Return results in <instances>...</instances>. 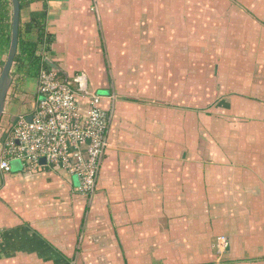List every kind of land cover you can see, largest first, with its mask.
<instances>
[{"label": "crops", "instance_id": "1", "mask_svg": "<svg viewBox=\"0 0 264 264\" xmlns=\"http://www.w3.org/2000/svg\"><path fill=\"white\" fill-rule=\"evenodd\" d=\"M170 2L175 7L173 0H33L20 8L24 31L31 12L45 9L46 57L67 75L86 74L102 97L109 130L89 195L78 192L73 175L47 166L28 171L8 159L9 170L0 169V264H263L264 245L256 241L264 224L255 221L264 222V167L251 164L248 150L222 146L242 137L247 121L238 105L205 100L186 107L182 79L186 72L197 76L201 67L193 62L201 60L195 50L164 53L176 40L167 27L187 22L184 3L176 9L182 22L169 19ZM158 13L163 20L152 18ZM36 37L33 28L23 33ZM142 44L147 48L137 56L130 47ZM118 64L130 75H116L124 67ZM18 78L12 76L0 118V157L6 131L38 96L37 77ZM170 91L178 102H168ZM251 102L245 109L254 104L264 115V105Z\"/></svg>", "mask_w": 264, "mask_h": 264}, {"label": "rangeland", "instance_id": "2", "mask_svg": "<svg viewBox=\"0 0 264 264\" xmlns=\"http://www.w3.org/2000/svg\"><path fill=\"white\" fill-rule=\"evenodd\" d=\"M193 2L192 0H173L172 4L175 7L169 5L171 4L170 2L168 3L167 11L164 10L166 15L169 16V19L174 20V22H178L179 20L182 22L184 15L182 12L178 13L177 10L181 9V7L178 6L184 3L185 7L183 10H185V15L189 18L194 16L195 22L197 26H199L198 34H200V37L197 38H191L186 35L187 29H185L186 27L185 24L183 25V22L176 23L175 26L169 28L167 27L166 30V32H168V34H166L167 36L176 35L174 37L176 40L168 42V44L173 42V47L176 46L177 48V46H179L180 50H182L176 55H182V52L184 54H189L191 52L189 49L194 47L193 51L195 50L196 53H199V59L201 60L200 63L193 62L195 66L199 64L201 67L199 68V73L198 70L195 71L197 76L186 72V75H184L185 77L182 79L186 91V107H196L198 109L200 108L199 103L204 102L206 97L212 99L210 104L216 101H225L226 104H229L228 107H232L233 105L235 108L236 105H238V108H241L238 111H242L243 118L247 121L246 126L239 128L242 137H235L237 138V142H222V146L224 147L226 145L229 149L231 147L234 149L235 146L238 145L241 149L248 150L250 157L253 156L254 158L251 164L263 168L264 137H259V135L264 132V126H262L264 124L263 111H261V109H255L254 104H251L252 107L250 110H246L245 108L252 103L251 101L253 99L255 103L259 101L260 104L262 103V105H264V0H196L197 8H194L195 5H193ZM170 6H172V8ZM192 10H196L197 13L192 14ZM152 18H154V20L157 18V21H160V19L163 20V15L162 13L159 15L158 13ZM222 20L225 21L224 24L221 23ZM217 29H219L220 33ZM161 32L163 34L166 33L164 31ZM141 33L145 35L144 31H141ZM159 33L158 31V34ZM194 33L197 34L196 32ZM157 37H160V35H157ZM168 38L172 39V37ZM194 41L195 43L193 44ZM139 48L141 52V48L146 50L147 46H143L142 44ZM172 49V47L169 49L170 54H168V56L174 53ZM111 53H117V47L111 50ZM120 61L126 65L128 64L126 61ZM124 64H118V66L124 67L121 69L116 68V75H119L121 72H123L124 75H130L129 68H126ZM141 70H143V66L133 69V71ZM187 74L188 77H186ZM131 76L139 81L140 79L148 78L143 79L146 84L151 82V77L149 76L143 78L138 77L142 76L139 74L137 76L134 74ZM135 82L136 80H132V83ZM139 87L136 86L134 91L135 89L138 90ZM209 87H211V89ZM204 89L206 91L210 90L211 93H202ZM199 94L201 95L197 97ZM194 96H196V98H194ZM171 100L175 103L178 102L177 93L175 91L173 92ZM256 104L260 105L258 103ZM234 110H237V107ZM229 113L230 112L226 113L228 117ZM250 113L252 114L251 116ZM230 118L231 117H229V119ZM217 121H221V119H217ZM229 128L230 130H234L233 135L235 133L240 134V132H238L239 130L237 131L235 127ZM254 156L257 158L255 159ZM258 156H260V163L258 161ZM248 160L250 162V159ZM251 201V199H248V202L251 203ZM239 208L241 209L242 207ZM254 208L255 207L248 206V210ZM233 211L238 212L239 210L235 207ZM255 222H257L260 227L264 224L259 218ZM263 228L264 225L260 229L263 230ZM259 241L264 245V236L259 238L256 242ZM223 254L225 255V251ZM262 256H264V254L258 255L260 258ZM256 257L257 255L252 258L249 257L247 260L253 261Z\"/></svg>", "mask_w": 264, "mask_h": 264}, {"label": "built area", "instance_id": "3", "mask_svg": "<svg viewBox=\"0 0 264 264\" xmlns=\"http://www.w3.org/2000/svg\"><path fill=\"white\" fill-rule=\"evenodd\" d=\"M36 92L31 112L18 116L6 131L0 169L9 170V158L21 161L28 171L58 169L75 176L78 192L89 195L107 147L109 119L101 95L89 88L85 73L65 79L53 68L39 72ZM217 247L224 250V237L218 238Z\"/></svg>", "mask_w": 264, "mask_h": 264}, {"label": "trees", "instance_id": "4", "mask_svg": "<svg viewBox=\"0 0 264 264\" xmlns=\"http://www.w3.org/2000/svg\"><path fill=\"white\" fill-rule=\"evenodd\" d=\"M29 1H33V0H19L20 8H22V6L28 3ZM45 16H46L45 9L40 10V11H32L30 14L29 22H27L25 26V31H24V28H21L20 25L18 26L17 49H16V54L14 56L13 65H12V68L13 67L14 68L10 72L11 76L16 75L20 79L25 78V77L26 78L27 77H37V75L39 74L41 70H44V69L52 70L50 65H48L44 61V58L46 57L44 51L48 50V47L45 46L44 44H48L49 42L48 35L46 36L45 31H44ZM11 18H12L11 1L10 0H0V66L4 62V59L7 54L8 47H9L10 33H11ZM188 18L189 17L187 18L185 17V19L187 20L186 25H185L186 26L185 29H187L186 35L192 38V32H196L197 34L194 33L196 38L200 37V34H198L199 26H197L196 24H193L191 20H189ZM221 23L224 24L225 21L222 20ZM31 28L35 29L36 34H37L36 39L33 41L23 38V33L24 32L26 33V30H29ZM217 30L219 32V29ZM194 43L195 41L193 42V44ZM130 48L132 49L133 53L137 54V56L141 54L140 48L138 45H136V47H130ZM133 48L135 49L133 50ZM193 48L194 47L189 49L191 51L190 53H193ZM169 49L170 47L164 53L166 52L169 53L170 52ZM179 51H182L180 50L179 46H177V48L175 46L172 49V52L174 53H177ZM135 63L137 64V60L135 61ZM56 74L62 77V72L56 71ZM131 75H133V73ZM137 92H139V88L138 90L135 89V93ZM172 95H173V92L170 91L168 102H173L171 100ZM130 99L133 100V98H130ZM206 100H212V99L207 98Z\"/></svg>", "mask_w": 264, "mask_h": 264}, {"label": "water", "instance_id": "5", "mask_svg": "<svg viewBox=\"0 0 264 264\" xmlns=\"http://www.w3.org/2000/svg\"><path fill=\"white\" fill-rule=\"evenodd\" d=\"M11 1V33H10V42L5 56L4 62L1 65L0 69V118L4 111V103L8 89L12 81V76L10 72L12 71L13 59L16 54L17 49V40H18V26H19V15H20V6L19 0H10ZM44 61L50 65L56 71L62 72L63 76L67 77V74L61 70V68L52 60L45 57ZM28 120L30 118L28 117ZM41 162H44V159H41Z\"/></svg>", "mask_w": 264, "mask_h": 264}]
</instances>
